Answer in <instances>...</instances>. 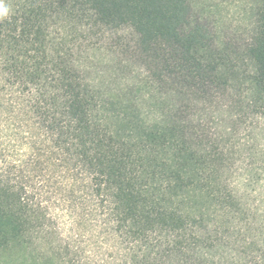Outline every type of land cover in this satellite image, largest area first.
<instances>
[{
    "label": "trees",
    "instance_id": "16d2710c",
    "mask_svg": "<svg viewBox=\"0 0 264 264\" xmlns=\"http://www.w3.org/2000/svg\"><path fill=\"white\" fill-rule=\"evenodd\" d=\"M0 5L1 87L34 154L30 196L0 190L1 238L54 230L40 178L84 208L96 264H264V201L234 181L242 131L264 118V0L250 36L221 43L189 0ZM82 47L125 70L118 87L88 80Z\"/></svg>",
    "mask_w": 264,
    "mask_h": 264
},
{
    "label": "rangeland",
    "instance_id": "374dc122",
    "mask_svg": "<svg viewBox=\"0 0 264 264\" xmlns=\"http://www.w3.org/2000/svg\"><path fill=\"white\" fill-rule=\"evenodd\" d=\"M260 1L189 0L194 16L211 26L219 43L229 39L241 42L250 36ZM82 50L78 55L83 64L89 66L86 71L88 80L109 86L113 78V87L121 84L125 70H114V64L104 49L82 47ZM1 86L3 81L0 82V190L12 189L26 197L33 191L29 183L34 169L31 163L33 153L28 145L32 121L16 114V89L6 86L2 91ZM242 132L241 160L234 181L245 196L256 202L264 201V118L256 117ZM35 171L41 176L40 168ZM43 182L37 179L36 188L41 196L39 199L51 208L55 218L54 230L49 233L38 230L21 243L0 237V264H96L93 249L97 233L90 226L89 216L84 215V208L71 200H62L57 188L53 194L47 195L46 191L52 189L45 187ZM84 248L86 254L82 256L80 249Z\"/></svg>",
    "mask_w": 264,
    "mask_h": 264
},
{
    "label": "clouds",
    "instance_id": "9594fccd",
    "mask_svg": "<svg viewBox=\"0 0 264 264\" xmlns=\"http://www.w3.org/2000/svg\"><path fill=\"white\" fill-rule=\"evenodd\" d=\"M8 9L4 8L2 5H0V16L7 15Z\"/></svg>",
    "mask_w": 264,
    "mask_h": 264
}]
</instances>
